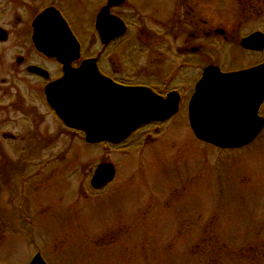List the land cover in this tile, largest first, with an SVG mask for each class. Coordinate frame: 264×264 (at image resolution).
I'll list each match as a JSON object with an SVG mask.
<instances>
[{
	"label": "rangeland",
	"instance_id": "obj_1",
	"mask_svg": "<svg viewBox=\"0 0 264 264\" xmlns=\"http://www.w3.org/2000/svg\"><path fill=\"white\" fill-rule=\"evenodd\" d=\"M132 1L169 29L186 4H196ZM238 1L197 4L201 18L230 32V45L203 35L191 43L200 52L177 57L176 33L162 38L165 71L183 67L173 83L182 89L179 110L119 144L86 143L33 90L35 81L20 82L19 96L0 95V264H29L37 251L47 264H198L207 247L211 264H264V129L249 146L222 151L196 139L187 119L195 66L207 59L234 69L263 58L238 44L264 33L263 18L239 17ZM185 22L180 43L194 31ZM102 162L114 165L115 176L94 189L90 177Z\"/></svg>",
	"mask_w": 264,
	"mask_h": 264
},
{
	"label": "water",
	"instance_id": "obj_2",
	"mask_svg": "<svg viewBox=\"0 0 264 264\" xmlns=\"http://www.w3.org/2000/svg\"><path fill=\"white\" fill-rule=\"evenodd\" d=\"M123 1L108 0L98 15L97 28L104 41L125 30L121 20L108 14V8ZM47 16L37 17L35 28ZM108 19L119 23V29L105 24ZM101 23L103 25L99 26ZM66 31L75 41L67 27ZM43 34L53 35V31ZM38 35L35 32L34 44L48 55L57 54L64 69L60 79L45 86L46 102L63 125L82 131L86 143L118 144L140 126L165 121L178 112V92L172 91L163 97L147 87L119 85L99 72L94 58L81 61L79 67L73 68L69 62L77 58V43L70 40L68 45L61 47L43 44L39 43ZM239 44L246 49L262 51L264 33L254 31ZM67 56L69 58H64ZM263 102L264 59L235 72L210 65L204 68L189 97L187 119L199 141L221 149H240L249 146L264 129V117L259 115ZM114 176L113 164L99 163L90 177V185L94 189L103 188ZM29 264L47 263L41 253L36 252Z\"/></svg>",
	"mask_w": 264,
	"mask_h": 264
},
{
	"label": "flooded vegetation",
	"instance_id": "obj_3",
	"mask_svg": "<svg viewBox=\"0 0 264 264\" xmlns=\"http://www.w3.org/2000/svg\"><path fill=\"white\" fill-rule=\"evenodd\" d=\"M198 1L204 4L210 2V0H194L196 4L193 6L186 4L184 17L179 21L180 25H176V22L169 29L165 27L166 23L161 15L159 19L153 17L158 14L157 12L148 11L146 13V10H141L143 8H135L136 5L132 0H124L121 4L108 8V14L121 20L125 30L122 34L104 41L97 28V18L108 0H0V95L19 96L21 95L20 82L32 80L36 82L33 90L45 97V86L64 75L63 63L57 54L48 55L39 50L34 44V34L39 33V43L66 46L72 39L67 34V27L75 39L71 41L77 43L78 48L77 58L69 62L71 67H79L81 61L94 58L99 72L119 85L147 87L163 97L176 91L181 97L182 89L173 83H176L177 72H180L183 67L173 72L165 71L166 58L164 57L170 53L162 38L165 39L168 33L170 37L172 33H176L172 37H174V43L178 44L175 46L178 51L177 57H182L184 53L200 52L201 45L191 43H197L203 35L206 41L220 42L222 40V44L230 45L231 43L228 36L230 32L227 29L223 26L211 25L206 19L201 18ZM44 14L48 15L47 18L35 28V19ZM184 19L194 31L180 43L181 25L186 23ZM105 24L119 29V23L114 20L108 19ZM102 25L103 23L99 24V26ZM153 26L163 29V34L156 33ZM50 31H53V35L44 36V32ZM200 32L204 33L201 35ZM155 34L161 38V41H155L157 40L154 37ZM246 35L248 34L243 35L240 40ZM240 47L252 54H261L263 58L255 64L234 67V69H224L219 64H213L212 61L204 59L200 67L195 66L198 70L194 76L195 80L190 94L193 93L196 82L207 66L213 65L222 71L235 72V70L257 65L264 59V49L256 51L246 49L241 45ZM185 63L188 64L187 61ZM136 74H139L140 78L143 75L141 78L143 81L136 80ZM263 104L259 109V115ZM1 123H6L5 118L0 120V125ZM2 135L5 136V133ZM8 136L13 137L10 134ZM0 154V157L4 156L3 153L0 152Z\"/></svg>",
	"mask_w": 264,
	"mask_h": 264
},
{
	"label": "trees",
	"instance_id": "obj_4",
	"mask_svg": "<svg viewBox=\"0 0 264 264\" xmlns=\"http://www.w3.org/2000/svg\"><path fill=\"white\" fill-rule=\"evenodd\" d=\"M237 3H240L239 4L240 5V13L242 14L241 16H239L240 18L248 19V18H250V16H255L257 18L261 17L264 19V0H239ZM244 16H246V18ZM104 143L107 144L109 142H104ZM109 144H112V143H109ZM218 150H222V151L226 150V151H230V152L236 151V149H221V148H218ZM227 249H230V247H227ZM200 252H202L204 256L199 254L197 263L198 264H211V261L214 257V256L211 257V255L213 254L211 251V247H207L206 249L203 248L202 251H200ZM231 252H233V251L229 250V253H231ZM253 255H255V254H253Z\"/></svg>",
	"mask_w": 264,
	"mask_h": 264
}]
</instances>
